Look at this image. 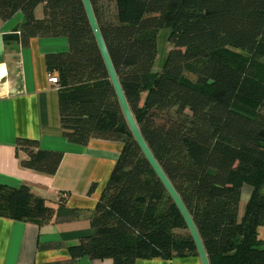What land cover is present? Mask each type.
Instances as JSON below:
<instances>
[{
    "label": "trees",
    "instance_id": "16d2710c",
    "mask_svg": "<svg viewBox=\"0 0 264 264\" xmlns=\"http://www.w3.org/2000/svg\"><path fill=\"white\" fill-rule=\"evenodd\" d=\"M90 2L128 106L191 215L209 264H264V0ZM16 12L23 46L35 37L67 40V51L45 55L48 73L57 75L61 135L80 145L122 143L90 217L94 233L70 255L113 264L197 256L126 124L82 0H0V20ZM165 27L171 49L153 72ZM15 147L21 166L46 174L62 158L35 139L19 137ZM244 187L250 192L240 216ZM53 214L27 185H0V216L40 226Z\"/></svg>",
    "mask_w": 264,
    "mask_h": 264
},
{
    "label": "crops",
    "instance_id": "0c3cea01",
    "mask_svg": "<svg viewBox=\"0 0 264 264\" xmlns=\"http://www.w3.org/2000/svg\"><path fill=\"white\" fill-rule=\"evenodd\" d=\"M42 16L41 8L35 10ZM22 13L0 20V185H27L54 207L43 225L0 216V264H113L110 258H73L69 248L93 235L90 217L101 196L122 143L92 139L87 145L69 142L60 133L58 91L48 81L47 53L68 50L66 38L19 41ZM38 141L40 148L62 153L54 174L21 166L17 138ZM250 189L244 187L241 216ZM264 227L259 229L261 236ZM262 238V236H261ZM264 239V238H263ZM134 264H201L198 256L139 258Z\"/></svg>",
    "mask_w": 264,
    "mask_h": 264
},
{
    "label": "water",
    "instance_id": "95a60500",
    "mask_svg": "<svg viewBox=\"0 0 264 264\" xmlns=\"http://www.w3.org/2000/svg\"><path fill=\"white\" fill-rule=\"evenodd\" d=\"M85 13L90 25V28L92 30L94 39L96 41V44L98 46L100 55L102 57V60L104 62L109 80L111 82V85L114 89V93L116 95L117 101L120 105L121 111L123 113L124 119L126 121V124L133 136V139L137 143L141 153L153 169L154 173L162 183L163 187L165 188L168 196L171 198V200L176 205L178 211L180 212L184 223L186 225V228L188 230V233L190 234L192 241L194 243V246L196 248L197 256L200 259L201 264H209L204 245L202 243L201 237L198 233V230L194 224V221L189 214L188 210L186 209L185 205L183 204L180 196L174 189L173 185L165 175L164 171L160 167L159 163L153 156L152 152L150 151L148 145L146 144L140 129L134 119V116L128 106V103L126 101L125 95L123 93L122 87L120 85V81L118 79V76L116 74V71L114 69L113 63L111 61L110 55L108 53L106 44L104 42V39L102 37L98 22L96 20V17L94 15V11L91 5L90 0H82Z\"/></svg>",
    "mask_w": 264,
    "mask_h": 264
},
{
    "label": "rangeland",
    "instance_id": "374dc122",
    "mask_svg": "<svg viewBox=\"0 0 264 264\" xmlns=\"http://www.w3.org/2000/svg\"><path fill=\"white\" fill-rule=\"evenodd\" d=\"M111 5H112V3L110 4V6ZM111 10L113 11L112 7H111ZM168 34H169V28H166V27L160 29V31L158 32L157 55H156V58L154 60V65L152 68L153 72H158L161 70L162 65L164 63V60H165V57L167 55V52L169 51V49H171V44L167 40ZM262 231L263 232L261 233L262 234L261 236H262V238H264V230H262Z\"/></svg>",
    "mask_w": 264,
    "mask_h": 264
},
{
    "label": "built area",
    "instance_id": "2783aa9c",
    "mask_svg": "<svg viewBox=\"0 0 264 264\" xmlns=\"http://www.w3.org/2000/svg\"><path fill=\"white\" fill-rule=\"evenodd\" d=\"M48 81L54 85H56L57 82V75L56 73H48Z\"/></svg>",
    "mask_w": 264,
    "mask_h": 264
}]
</instances>
